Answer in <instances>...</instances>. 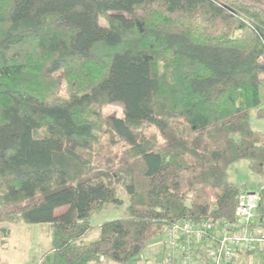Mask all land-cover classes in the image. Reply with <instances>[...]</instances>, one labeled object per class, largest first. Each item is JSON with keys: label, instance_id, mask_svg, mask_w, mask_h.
<instances>
[{"label": "trees", "instance_id": "trees-1", "mask_svg": "<svg viewBox=\"0 0 264 264\" xmlns=\"http://www.w3.org/2000/svg\"><path fill=\"white\" fill-rule=\"evenodd\" d=\"M253 109L264 0H0V224L50 223V264H130L174 221L233 220L230 168L264 173ZM120 187L124 216L84 239Z\"/></svg>", "mask_w": 264, "mask_h": 264}, {"label": "built area", "instance_id": "built-area-1", "mask_svg": "<svg viewBox=\"0 0 264 264\" xmlns=\"http://www.w3.org/2000/svg\"><path fill=\"white\" fill-rule=\"evenodd\" d=\"M258 201V193L243 190L233 220L183 218L169 224L158 242L164 264H240L242 254L264 246V229L256 220Z\"/></svg>", "mask_w": 264, "mask_h": 264}, {"label": "rangeland", "instance_id": "rangeland-1", "mask_svg": "<svg viewBox=\"0 0 264 264\" xmlns=\"http://www.w3.org/2000/svg\"><path fill=\"white\" fill-rule=\"evenodd\" d=\"M101 112L104 117H109L110 115H117L122 116L123 115V109L122 105L119 103H109L104 104L100 107ZM251 122L253 128L263 131L264 132V117L260 118L256 115V110L253 109L251 111ZM154 132V128H147L145 130L146 134H150V132ZM106 132V133H105ZM105 132H103L104 135H101L102 140L109 141L108 138L110 136H113L112 133H110L105 128ZM109 136V137H108ZM137 134H129V133H123L122 140H120V143L115 145L113 149H121L123 146L126 145V141L129 139H136ZM103 140V141H104ZM101 144V143H100ZM101 151L103 152L104 149ZM229 178L231 181L239 185L241 188L251 190L253 192L259 193L262 187H264V173L258 174L253 172L248 164V160H241L237 162L235 165H233L229 170ZM119 197L123 200L122 204L119 206L114 205V203H111L108 205L104 210L94 214L91 217V222L94 225L93 230L89 231L85 236L84 239H93L98 235L99 232V224L105 220L122 217L125 214V207L128 204V195L126 194L125 190L120 187L118 192ZM12 226L13 227V233L9 237L8 242L6 246L1 249V251H7V256L9 258H18V264H37L40 260L38 257V254L41 251V248L45 247V241H46V234L43 232L39 233L40 228H43L44 226L47 227V225H39V224H30V223H2L0 226ZM44 227V228H45ZM160 240V237L157 241H154L149 244L147 249L144 251L142 257L145 256L146 253H151L153 256L151 257V264H153L155 256H160L161 248L158 246V242ZM0 251V255H1ZM161 257V256H160ZM153 260V261H152ZM1 261V260H0ZM9 261H3V263H8ZM15 262V263H16ZM11 263V262H10Z\"/></svg>", "mask_w": 264, "mask_h": 264}, {"label": "crops", "instance_id": "crops-1", "mask_svg": "<svg viewBox=\"0 0 264 264\" xmlns=\"http://www.w3.org/2000/svg\"><path fill=\"white\" fill-rule=\"evenodd\" d=\"M249 191H251V190H249ZM22 222L23 221L16 222V223L18 224V223H22ZM24 223H26V222H24ZM37 224H39V225H47V227L44 226L45 228L43 227V228H40V230H39L40 231L39 233L43 232V234L44 233L46 234V241H45L46 245H45V247L41 248V251L38 254V257L40 258L39 259L40 261L37 264H50L51 261H52V258H53L52 243H51L52 226H51L50 223H37ZM100 224H99V226H100ZM259 226H260V224H259ZM260 227L264 229V226H260ZM10 229H11V233H10V236H11L12 233H13V231H12L13 227L10 226ZM160 235H157V236L153 237L151 239V241H149L148 246H149L150 243H152L154 241H157L159 239ZM7 249L9 250V248H7ZM8 250L1 251V255H0L1 263L2 264H18L17 263L18 262V258L16 259V261H17L16 262V261H13V260H15L14 258H11V257L9 258V256H7V251ZM144 251L140 254L138 259H136L134 262H132L130 264H151V257L153 256V254L146 253L145 256L142 257ZM179 255L180 254L178 252H176L175 253V258H179L180 257ZM160 256H155L153 264H164V261H163V248L162 247H161V251H160ZM7 260L9 261L8 263H3V261H7ZM96 264H122V263H117V262H114V261L110 260L109 258H104V259H102V261H100L99 263H96ZM240 264H264V246H259L257 250H255L252 253H249L248 255H243L242 254L241 257H240Z\"/></svg>", "mask_w": 264, "mask_h": 264}]
</instances>
